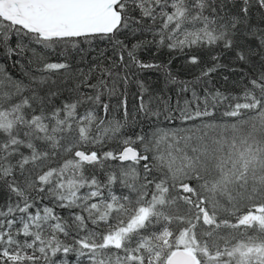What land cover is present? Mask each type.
<instances>
[{
	"label": "snow or ice",
	"instance_id": "1",
	"mask_svg": "<svg viewBox=\"0 0 264 264\" xmlns=\"http://www.w3.org/2000/svg\"><path fill=\"white\" fill-rule=\"evenodd\" d=\"M0 264H264V0H0Z\"/></svg>",
	"mask_w": 264,
	"mask_h": 264
},
{
	"label": "trees",
	"instance_id": "2",
	"mask_svg": "<svg viewBox=\"0 0 264 264\" xmlns=\"http://www.w3.org/2000/svg\"><path fill=\"white\" fill-rule=\"evenodd\" d=\"M151 79H152L153 81H155V80H157V77H156V76H152ZM160 84H161V86L163 85L162 80L160 81Z\"/></svg>",
	"mask_w": 264,
	"mask_h": 264
}]
</instances>
